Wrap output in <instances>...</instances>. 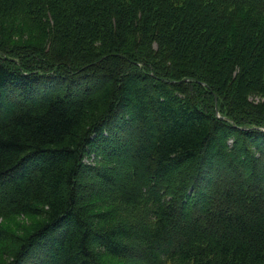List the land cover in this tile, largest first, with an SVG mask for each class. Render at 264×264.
<instances>
[{"label":"trees","instance_id":"16d2710c","mask_svg":"<svg viewBox=\"0 0 264 264\" xmlns=\"http://www.w3.org/2000/svg\"><path fill=\"white\" fill-rule=\"evenodd\" d=\"M19 217L0 264H264V0H0Z\"/></svg>","mask_w":264,"mask_h":264},{"label":"rangeland","instance_id":"374dc122","mask_svg":"<svg viewBox=\"0 0 264 264\" xmlns=\"http://www.w3.org/2000/svg\"><path fill=\"white\" fill-rule=\"evenodd\" d=\"M30 32L33 34L35 33L34 30H30ZM97 161H94V159L91 161V160H87L86 163L90 164V165H96L97 164ZM30 220L27 219V218H22V217H19V218H12V219H8V220H5V219H0V226L1 227H5V228H9V229H12L16 232H18L19 234H21V228L24 226V225H29L30 224Z\"/></svg>","mask_w":264,"mask_h":264}]
</instances>
